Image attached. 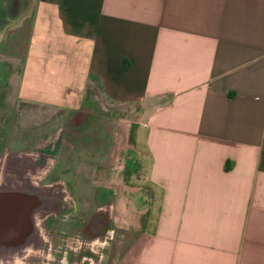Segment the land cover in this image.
Returning <instances> with one entry per match:
<instances>
[{
  "label": "crops",
  "instance_id": "obj_1",
  "mask_svg": "<svg viewBox=\"0 0 264 264\" xmlns=\"http://www.w3.org/2000/svg\"><path fill=\"white\" fill-rule=\"evenodd\" d=\"M0 54L23 101L139 107L116 264H264V0H0Z\"/></svg>",
  "mask_w": 264,
  "mask_h": 264
},
{
  "label": "rangeland",
  "instance_id": "obj_2",
  "mask_svg": "<svg viewBox=\"0 0 264 264\" xmlns=\"http://www.w3.org/2000/svg\"><path fill=\"white\" fill-rule=\"evenodd\" d=\"M19 71L16 59L0 54V158L37 154L34 170L52 158L38 185L64 201L59 208L37 189H0V259L29 246L22 264H116L136 232L119 205L124 190L110 182L116 173L103 171L117 165L139 107L106 99L94 83L75 111L26 102L16 96Z\"/></svg>",
  "mask_w": 264,
  "mask_h": 264
},
{
  "label": "bare ground",
  "instance_id": "obj_3",
  "mask_svg": "<svg viewBox=\"0 0 264 264\" xmlns=\"http://www.w3.org/2000/svg\"><path fill=\"white\" fill-rule=\"evenodd\" d=\"M38 156L39 155L35 154L33 158H31V160L29 161L22 159L21 156L18 154L11 155L8 157L1 156L2 158H0V189H13L16 187H25V188L34 189V190L37 189L36 191L40 193V195L44 199L46 198H50L52 200L54 199V203H56V206L58 205L57 207L61 208L62 207L61 204L64 201V197H62L63 194L60 193V191H58L57 189L50 188V187H42L40 190V186L38 185V181L42 178L44 173H46V171L50 168L53 162V159L50 157H44L43 163L39 166V168L34 170L31 168V163L35 161V159ZM28 247L29 246H26V247L24 246L22 249H20L19 252L11 255L10 258L5 257V259H0V264L2 263L3 264H22L21 261L23 259L20 260V257L22 256L24 257L25 255H27ZM24 262H27V261H24Z\"/></svg>",
  "mask_w": 264,
  "mask_h": 264
}]
</instances>
